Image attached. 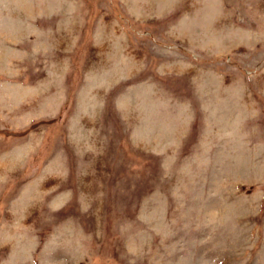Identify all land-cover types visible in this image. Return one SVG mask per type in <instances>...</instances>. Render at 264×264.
<instances>
[{"label":"rangeland","instance_id":"obj_1","mask_svg":"<svg viewBox=\"0 0 264 264\" xmlns=\"http://www.w3.org/2000/svg\"><path fill=\"white\" fill-rule=\"evenodd\" d=\"M0 264H264V0H0Z\"/></svg>","mask_w":264,"mask_h":264}]
</instances>
